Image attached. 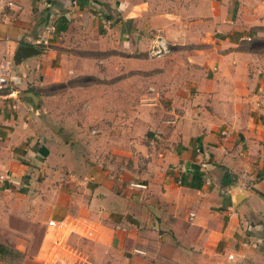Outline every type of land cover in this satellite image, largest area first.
I'll return each mask as SVG.
<instances>
[{"label":"crops","instance_id":"obj_1","mask_svg":"<svg viewBox=\"0 0 264 264\" xmlns=\"http://www.w3.org/2000/svg\"><path fill=\"white\" fill-rule=\"evenodd\" d=\"M262 39L264 0H0V256L31 223L47 256L72 216L59 256L86 237L98 264H264ZM72 72L99 81L45 91ZM100 140L141 165L103 172Z\"/></svg>","mask_w":264,"mask_h":264},{"label":"rangeland","instance_id":"obj_2","mask_svg":"<svg viewBox=\"0 0 264 264\" xmlns=\"http://www.w3.org/2000/svg\"><path fill=\"white\" fill-rule=\"evenodd\" d=\"M259 41H262L263 44L261 46H264V39ZM259 44L260 42L253 43V41H247L244 42L242 46L257 47L259 46ZM98 81H99L98 75L87 74V73L76 74L72 72L70 73L69 78L51 85L49 88L45 89V91H49L50 93L51 92L58 93L62 95H70L72 97L76 93L79 94L78 88H81V86H87L89 83L98 82ZM63 102L68 106H70L71 104H75V102L72 100H67ZM83 105L84 103L79 104L77 106L73 105L72 111H74V107H76L75 110L83 109L84 108ZM132 107H135L134 104L132 105ZM113 120L116 119L114 118ZM97 125H99V127L102 126V119L97 118V121L95 123L90 124L88 127L91 128V126H97ZM115 129H117V125L115 126ZM101 140L99 142H95L94 147L89 151L86 150V152L87 155L88 153L89 155L90 153H92V157L94 158V160H91L92 163L98 164L103 172L106 171L107 174L116 173V175H118L124 172H129V171L131 172L136 168H138L139 165H141L138 159L141 158L139 157V155H144V153H142L140 149H137L136 147L135 149L104 147V145L108 143L101 142ZM40 176L37 178V181H39V184L42 185V180L45 178L46 174ZM47 186L49 187L48 184ZM35 188L40 189L41 187L39 186ZM72 227L73 226H69L66 229L65 236L68 235L69 232H72ZM55 229L59 233V230L57 228ZM27 231L29 232L30 237L28 238L26 237L25 239L26 242L24 241V239H19L20 240L19 245L21 246V248H23L22 250L16 249L15 247L10 245H3L0 256L2 260H4L8 264H93V261H95L96 264L99 263V256H97L99 254L97 250H95V254L97 253V255L95 256L85 255L86 253L88 254V251L93 252L94 248L92 247L88 248L87 242L85 240L86 237H82V236H81L82 238L78 239V237H76L75 239L73 240L71 239L69 242H67L69 245V249H66V251L69 254H72V256L71 255L59 256V250H64L63 248H59L58 251L56 252H54V249L52 251L50 250L47 256H33L36 254V251L39 247V241L42 233L38 225H36V223L29 224V227H27ZM70 244H72L73 246L76 245L75 247L78 248L77 250L74 248V252L76 251L75 253L73 252ZM27 254L28 256H24Z\"/></svg>","mask_w":264,"mask_h":264},{"label":"built area","instance_id":"obj_3","mask_svg":"<svg viewBox=\"0 0 264 264\" xmlns=\"http://www.w3.org/2000/svg\"><path fill=\"white\" fill-rule=\"evenodd\" d=\"M165 46H166L165 42L162 40L160 36H158L156 37V39L154 40V42L150 47V53L152 54L160 53L163 49H165ZM10 74H11V63L6 58L0 59V89L6 84ZM140 186H142V184ZM76 223L82 224L83 221L79 219L77 220L75 217L72 216H68L62 220H54V219L48 220L49 225L55 226V228L59 230V233L57 234L54 240V245H53L54 252L58 251L59 248H63L66 229L69 226L75 225ZM232 256H233L232 254H229V257Z\"/></svg>","mask_w":264,"mask_h":264},{"label":"trees","instance_id":"obj_4","mask_svg":"<svg viewBox=\"0 0 264 264\" xmlns=\"http://www.w3.org/2000/svg\"><path fill=\"white\" fill-rule=\"evenodd\" d=\"M1 247V246H0Z\"/></svg>","mask_w":264,"mask_h":264}]
</instances>
